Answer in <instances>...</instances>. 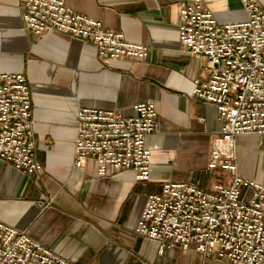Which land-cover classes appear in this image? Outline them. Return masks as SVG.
Segmentation results:
<instances>
[{
  "label": "crops",
  "instance_id": "crops-1",
  "mask_svg": "<svg viewBox=\"0 0 264 264\" xmlns=\"http://www.w3.org/2000/svg\"><path fill=\"white\" fill-rule=\"evenodd\" d=\"M73 10L120 30L147 47L142 59L101 58L90 41L24 28L20 0H0V73L21 72L31 86L33 157L41 169L19 171L0 159V220L25 231L73 264H230L192 247L163 246L134 227L147 195L166 181L207 187L230 183L229 171L208 169L220 130L214 103L192 94L208 77L204 58L178 35L185 0H65ZM220 22L242 19L241 0H202ZM264 8V0H258ZM152 101L158 127L146 135L149 176L131 169L97 176L94 163L73 164L81 107L134 114ZM237 171L264 184V134L236 137ZM259 264H264V257Z\"/></svg>",
  "mask_w": 264,
  "mask_h": 264
},
{
  "label": "built area",
  "instance_id": "built-area-1",
  "mask_svg": "<svg viewBox=\"0 0 264 264\" xmlns=\"http://www.w3.org/2000/svg\"><path fill=\"white\" fill-rule=\"evenodd\" d=\"M244 17L220 22L202 0L180 4L178 35L182 46L203 56L208 77L193 80L192 94L214 103L220 122L212 138L208 169H223L230 183L204 187L190 181H166L147 195L134 232L156 240L159 249L179 245L230 264H259L264 257V184L237 171L236 137L264 134V8L241 0ZM27 32H57L90 41L101 58L142 59L147 47L129 41L120 30L73 10L65 0H20ZM158 127L152 101L134 105V114L81 107L77 111L73 164L94 163L97 176L125 169L137 180L149 176L146 135ZM31 86L21 72L0 73V159L23 173L41 164L33 157ZM0 264H73L0 220Z\"/></svg>",
  "mask_w": 264,
  "mask_h": 264
}]
</instances>
